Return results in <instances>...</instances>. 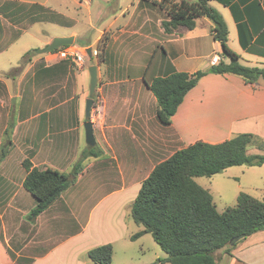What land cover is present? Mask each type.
<instances>
[{"label": "crops", "instance_id": "0c3cea01", "mask_svg": "<svg viewBox=\"0 0 264 264\" xmlns=\"http://www.w3.org/2000/svg\"><path fill=\"white\" fill-rule=\"evenodd\" d=\"M73 1L79 8L82 2L88 7L93 3V0ZM143 3L142 0H131L121 8L118 2L116 5L120 11L132 9L129 18H111L101 28L112 32L111 39L116 44L113 46L130 51L131 56L136 55V61L124 75L117 70L104 73L101 67H96L97 85L91 97L93 104L89 118L85 117V102L90 98L89 67L87 71L75 70V94L62 102L70 101L75 106V113L67 118L72 124L66 128L68 134H64L77 139L80 157L85 151L98 156L84 159L74 183L32 222L27 220V215L35 207V200L23 189V180L18 190L12 189L6 196H0V204L5 206L0 213L3 234L0 238V264H14V258L22 257L24 252L32 254L30 264H94L87 253L105 244L112 245L113 258L120 252L119 264H169L164 261L166 255L162 256L160 252H155L153 261L143 249L137 259L128 252V243L142 241L148 234L131 239L143 227L132 220L130 212L123 214L116 210L117 200H123L122 208L130 207L131 210L141 183L153 168L195 142L218 144L239 134H251L264 141L262 78L248 84L236 75L207 74L184 96L169 125L158 122L157 102L147 87L155 78L172 72L206 71L220 61L229 63L230 60L222 55L220 44L213 40V25L208 19H196L192 30L178 27L166 34L162 22L169 18L165 12L162 11L165 17L154 19L142 9L134 17L139 4ZM209 5L221 14L227 27V46L239 56L238 62L247 67L264 68V0H211ZM35 8L45 9L38 3L25 0H0V41L6 34V16L12 15L18 25L21 21L32 22L33 19L20 16V13L24 10L30 15ZM88 24L94 29L91 21ZM80 35L77 37L70 30L58 38L73 37L74 42L76 36L80 43L74 44L73 49L87 51L101 36L92 40ZM52 40L46 39L42 45L46 46ZM90 54V57L87 54L89 59L92 51ZM213 58H216L215 63L211 62ZM63 62H59L58 67L64 71L67 67ZM22 70L17 80L18 97L23 92L25 102H30L33 89H30L29 81V86L21 89L28 69ZM39 117L40 114L29 115L17 121L15 132L24 128V136L33 137L37 128L42 126ZM48 119L49 116L46 129L51 124ZM86 122L92 126L93 146L85 142ZM249 153L259 152L250 149ZM262 167L264 164L259 167L236 166L222 173L236 168L229 170L233 171L229 175L234 180H241L249 169ZM261 184L264 187V181ZM263 187L262 196L257 200L264 196ZM202 188L210 193L209 187ZM72 192L76 193L74 197L79 194L84 198L75 207L69 200L73 197ZM95 194L99 196L96 205L85 209L87 198ZM99 205L102 207L97 209ZM216 210L219 213L224 211ZM113 216L120 219L113 220ZM121 241L124 245H120ZM215 255L219 264H264V231L244 238L230 253L220 250Z\"/></svg>", "mask_w": 264, "mask_h": 264}, {"label": "trees", "instance_id": "16d2710c", "mask_svg": "<svg viewBox=\"0 0 264 264\" xmlns=\"http://www.w3.org/2000/svg\"><path fill=\"white\" fill-rule=\"evenodd\" d=\"M209 1L152 2L169 18L162 22L166 34H171L178 27L192 30L196 19H208L213 25V40L220 44L222 55L230 60L229 63L220 61L206 71L198 70L191 74L172 72L165 77L155 78L147 85L156 99V118L161 125L170 124L184 96L207 74L236 75L248 84L259 78L264 80V68L247 67L238 62L239 56L227 46L226 24L221 14L209 5ZM31 54L26 53L18 66L11 70L14 73L9 72L6 77L19 75ZM253 147L259 153H249ZM90 156L97 157L98 154L83 152L71 174L52 168L40 170L28 163L24 164L26 175L22 187L35 200V207L27 215L28 221H34L59 199L74 183L82 161ZM263 164L264 141L251 134H239L218 144L199 141L174 152L168 159L157 164L141 183L130 216L143 230L131 236V239L150 234L166 255L164 261L169 264H219L216 252L222 250L230 253L244 238L264 231V196L262 200H257L240 193L234 206L226 207L219 213L212 195L194 179L209 178L230 167H259ZM241 235L243 239L233 246L228 245L233 238ZM112 253V245L105 244L91 249L87 256L94 264H111ZM30 263V259L20 257L16 258L14 264Z\"/></svg>", "mask_w": 264, "mask_h": 264}, {"label": "rangeland", "instance_id": "374dc122", "mask_svg": "<svg viewBox=\"0 0 264 264\" xmlns=\"http://www.w3.org/2000/svg\"><path fill=\"white\" fill-rule=\"evenodd\" d=\"M25 1L38 3L44 6L45 9L35 8L30 15L24 10L20 13V16L25 15L23 17L33 19L32 22L21 21L18 25L19 22H16V18H12V15L6 16V21L4 22L6 34L2 36L0 41V50H2L0 53V196H6L12 189H19L20 183L26 175L25 163L40 170L56 168L55 170L58 169V171L60 170L59 172L65 174L72 173L74 165L80 158V147L77 145L75 137H70L71 135L68 137L64 133L68 134L66 128L72 122L69 124L67 118L70 114L75 113L73 109L75 106L70 101L66 104L62 102L75 94V86H77L75 85V70L87 71L88 67L95 66L101 67L104 73L109 70H117L124 75L127 69L131 67V64L136 61V55L131 56L130 51L125 48L117 49V46H113L116 44L112 42V32L106 29L101 30L103 24L111 18H129L132 9L128 8L120 11L116 4L119 2L121 4L120 7L123 8L131 0H93L90 7L82 2L80 8L73 0ZM142 1L144 3L139 4L134 17L142 9L151 18L165 17L166 13L164 14V11L162 12L160 8L152 3L159 0ZM90 21L94 29H90L88 24ZM13 26L16 27L14 28ZM70 30H73L77 37L83 34L84 38L88 37L92 40L101 35L99 40L96 42L94 40L90 46V51H92L91 59L87 57V51L73 49L74 44L80 43L76 36L71 46L58 50L74 55L78 53L82 57L76 54L79 57L76 61L77 63L70 58H60L59 55H56L58 50L42 55L33 53L34 50L46 47L42 45L46 39L58 38V36L68 33ZM28 52H32V54L29 55V61L23 68L24 70L28 69V71L20 86L21 89L27 88L29 86H27V82L29 81L31 83L30 89H33V93L31 101L25 102L23 92L20 93L21 97H18L19 86L17 80H19L21 73L14 78L6 77V74L9 72L11 74L14 73L11 70L18 66L22 56ZM63 60L62 64L67 67V70L64 71L58 67L59 62ZM186 67L192 68L191 66ZM37 114H40L39 118L42 120V126L37 128L33 137L26 138L24 136V128L15 132L14 127L17 121H22L28 118L29 115ZM47 116H49L48 120L51 123L48 129H46V124H48L46 123ZM253 150L258 151L256 147ZM3 154H5L4 157H2ZM229 170H236V168ZM229 170L226 174L220 173L210 178H195V182L198 185L209 187L215 206L219 211H223L226 207L234 206L240 193L260 199L263 187L261 183L264 181V167L249 169L241 180L231 178L229 174L233 173V171ZM256 182L260 184L257 185L255 184ZM84 188L83 186V190ZM76 190L80 194H84L80 190ZM73 194L76 193L72 192V196ZM98 197V194L89 196L86 200L85 209H88L91 205L95 206ZM70 199L73 202V207H75L84 198L77 194L76 197L73 196ZM122 203L123 200H117L116 210L122 211L123 214L127 211L130 212V207L122 208ZM101 207L99 205L97 209ZM4 208L5 206L0 204V213L3 212ZM112 219H120V217L116 218V216H113ZM0 238H3L1 222ZM120 245H124V242L121 241ZM128 245L130 246H127L128 252H132L135 259L141 256L139 255L141 249L146 252L148 258L152 261L155 252H160L164 256V253L150 234L146 235L142 241H133L128 243ZM11 247L16 249L13 243H11ZM31 256L32 254L24 252L21 258L29 260ZM119 257L120 252L118 251L114 258L112 257L111 264H119ZM156 261L154 260V262Z\"/></svg>", "mask_w": 264, "mask_h": 264}, {"label": "water", "instance_id": "95a60500", "mask_svg": "<svg viewBox=\"0 0 264 264\" xmlns=\"http://www.w3.org/2000/svg\"><path fill=\"white\" fill-rule=\"evenodd\" d=\"M73 44V37H60L54 38L48 45H46L43 49L34 50L33 53L37 55H42L44 53H51L54 50L60 49L65 46H71ZM88 56L90 57V50H87ZM88 75H89V97L85 102V117L89 118L90 110L93 104L92 95L95 92V88L97 85V68L95 66H90L88 68ZM84 131H85V142L87 145L93 146L95 143L93 133H92V126L90 122H86L84 124ZM244 236H237L233 238L228 245L233 246L238 241L243 239Z\"/></svg>", "mask_w": 264, "mask_h": 264}, {"label": "built area", "instance_id": "2783aa9c", "mask_svg": "<svg viewBox=\"0 0 264 264\" xmlns=\"http://www.w3.org/2000/svg\"><path fill=\"white\" fill-rule=\"evenodd\" d=\"M57 54L59 55L60 58H63V59H69L70 58L75 63H77L76 61L79 59V57L76 56V54L75 55L74 54H69V53H67L65 51H61V50H58ZM211 62L215 63L216 62V58H213Z\"/></svg>", "mask_w": 264, "mask_h": 264}]
</instances>
